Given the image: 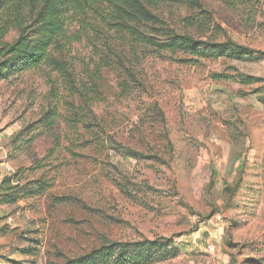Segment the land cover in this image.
Returning <instances> with one entry per match:
<instances>
[{"label": "rangeland", "instance_id": "rangeland-1", "mask_svg": "<svg viewBox=\"0 0 264 264\" xmlns=\"http://www.w3.org/2000/svg\"><path fill=\"white\" fill-rule=\"evenodd\" d=\"M156 14L167 31L249 52L196 60L90 32L64 56L73 84L46 66L1 80L0 148L26 190L48 189L13 203L22 191L0 189V264L142 239L173 242L158 264H264V0Z\"/></svg>", "mask_w": 264, "mask_h": 264}, {"label": "trees", "instance_id": "trees-1", "mask_svg": "<svg viewBox=\"0 0 264 264\" xmlns=\"http://www.w3.org/2000/svg\"><path fill=\"white\" fill-rule=\"evenodd\" d=\"M192 0H0V81L31 69L46 66L64 79L72 71L64 56L72 44L81 42L90 32L112 34L115 41L151 48L157 53L188 55L198 59H244L249 50L230 40L221 43L196 41L187 34L167 31L156 14L166 4L191 3ZM15 31L12 42L5 37ZM48 125L51 119L45 118ZM20 173L4 177V186L22 192L13 203L25 197L42 196L48 185L31 181L26 190ZM21 187V188H20ZM26 190V191H25ZM2 199V198H1ZM28 252L22 249L23 255ZM176 255L171 240L142 239L136 241H105L98 248L61 264H158ZM21 264L20 261H9Z\"/></svg>", "mask_w": 264, "mask_h": 264}, {"label": "crops", "instance_id": "crops-1", "mask_svg": "<svg viewBox=\"0 0 264 264\" xmlns=\"http://www.w3.org/2000/svg\"><path fill=\"white\" fill-rule=\"evenodd\" d=\"M5 153L6 152L2 148H0V155H1V157H0V172H1V170L4 169L6 176H8V173L6 172V169L10 168V166L7 163V160H6V157H5ZM3 176L4 175H1V173H0V183L2 181Z\"/></svg>", "mask_w": 264, "mask_h": 264}, {"label": "built area", "instance_id": "built-area-1", "mask_svg": "<svg viewBox=\"0 0 264 264\" xmlns=\"http://www.w3.org/2000/svg\"><path fill=\"white\" fill-rule=\"evenodd\" d=\"M6 172H7L8 174H12V173H13V171H12L11 168H7V169H6ZM209 222H210L211 224H214V223H215V224H216V223H220V222H221V216H219V215H215L211 220H209ZM213 249H214L213 244L209 243V244L207 245V250H208V252L212 253V252H213Z\"/></svg>", "mask_w": 264, "mask_h": 264}]
</instances>
